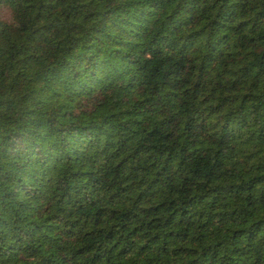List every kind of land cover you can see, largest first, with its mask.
Wrapping results in <instances>:
<instances>
[{
	"label": "trees",
	"instance_id": "1",
	"mask_svg": "<svg viewBox=\"0 0 264 264\" xmlns=\"http://www.w3.org/2000/svg\"><path fill=\"white\" fill-rule=\"evenodd\" d=\"M0 6V264H264V0Z\"/></svg>",
	"mask_w": 264,
	"mask_h": 264
},
{
	"label": "rangeland",
	"instance_id": "2",
	"mask_svg": "<svg viewBox=\"0 0 264 264\" xmlns=\"http://www.w3.org/2000/svg\"><path fill=\"white\" fill-rule=\"evenodd\" d=\"M0 17L4 19L9 18V10L6 7L0 6Z\"/></svg>",
	"mask_w": 264,
	"mask_h": 264
}]
</instances>
